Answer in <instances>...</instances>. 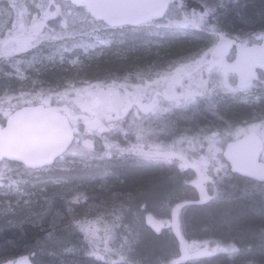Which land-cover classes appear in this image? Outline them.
Here are the masks:
<instances>
[{
    "label": "trees",
    "instance_id": "trees-1",
    "mask_svg": "<svg viewBox=\"0 0 264 264\" xmlns=\"http://www.w3.org/2000/svg\"><path fill=\"white\" fill-rule=\"evenodd\" d=\"M203 1L200 3L204 6ZM244 1V7L239 11H233L234 15L229 14L228 20L223 24L232 27L241 22L244 26L259 29H218L214 20L218 4L216 0H210L213 13L210 18H204L199 22L201 29H174L173 32L154 33L147 36L141 33H130L97 51L75 48L69 52H63L60 60L55 62L50 60L48 63L27 70V73L21 76L9 71L5 58L0 57V123H4L6 117L20 106L44 103L42 95L47 96L48 93L53 92L58 94L65 88L74 90L98 80H107L110 75H124L132 71L147 73L157 69L162 70L170 62L213 47L217 42L233 41L232 48L229 49V61L236 58V42L240 40L248 43L249 46L258 43L262 47L264 0ZM224 3L221 1L219 5ZM79 9H82L84 20L79 22L77 29H63L66 33L71 32L81 36L93 34L98 30L94 27L96 25L111 30L126 28L108 27L102 22L89 18L83 7ZM173 10L171 4L167 13ZM89 20L96 25L89 27L88 22L91 23ZM158 21L159 19L151 20L137 28L156 25ZM240 32L243 34L242 39L239 38ZM244 53L249 57L252 50H245ZM262 71L261 68L260 84L262 86H253L249 91L240 92L233 99L225 94L210 98L207 105L211 118L207 116L204 118V113L199 112L184 113L179 117L169 115L159 126L165 127L166 133L181 131L186 134L193 127L208 133L209 130L214 129V124L220 126L219 128L225 125L236 127L241 124H251L253 131H257L264 139V73ZM197 105L205 104L200 102ZM203 121L206 122L205 125ZM89 126L90 129H88ZM75 127L74 141L61 158L72 153L84 162L98 163V167L28 170L27 174L18 179L15 195L0 196V262L15 259L22 254L29 255L34 262L36 246L46 243L50 234L60 233L72 222L93 218L100 208L107 209L112 205L117 207L132 204L139 207L147 202L152 203L167 190L173 188L180 191L181 183L189 180L183 171L177 169L180 171L176 173L177 177L173 179L176 182L172 186L169 175L175 174L173 169H167L154 160L141 158L144 154L140 152L137 145L150 144L142 140L139 129H136L140 135L138 139L134 137V134L129 139L127 137L130 135H126L125 126L117 129L115 134H101L88 122H79ZM195 138L189 143L195 145L206 140L203 137ZM181 146H185V143ZM183 148L186 150V147ZM134 152L137 153L136 158L127 159ZM206 157V166L209 172L213 173V183L217 181L218 176L220 178L230 174L221 152L212 156L210 152H207ZM124 160L131 164L120 163ZM13 166L17 165L13 164ZM256 184L264 186V183ZM12 189L10 188V191ZM190 189L189 193H194V190ZM2 190L0 188V193ZM152 194L157 197L153 198ZM19 196L22 197L21 200ZM263 199L256 204L253 211L235 210L228 215L230 234L226 237L235 240L232 243L236 246L224 250L221 247L219 256L222 257L217 264H239L243 261L245 264H264ZM192 206L195 207L187 203L185 208ZM192 210L197 214V210L201 209ZM204 212L193 219L197 229L201 227V230L211 231L210 228L214 227L219 232L224 229L228 231L226 229L228 226L220 221V210L207 214ZM170 236L180 245V252L168 264L173 261V264H185L186 255L181 252V245L185 240L183 233L178 236L170 232ZM156 245L157 243L153 247ZM240 245L246 249L244 254H240V250L243 249ZM209 253L211 257L215 256L212 252ZM80 262L89 264L86 257L81 258Z\"/></svg>",
    "mask_w": 264,
    "mask_h": 264
},
{
    "label": "rangeland",
    "instance_id": "rangeland-1",
    "mask_svg": "<svg viewBox=\"0 0 264 264\" xmlns=\"http://www.w3.org/2000/svg\"><path fill=\"white\" fill-rule=\"evenodd\" d=\"M26 1L19 6L16 15H14L8 8L7 0H0V56L5 58L8 70L17 76L24 75L27 73V70L48 63L50 60L54 62L58 61L63 52H69L75 48L84 51H97L102 47L110 45L117 38L129 35L130 33H141L147 36L154 33L173 32L174 30L172 27L175 15L172 11L167 13L166 17L159 20L156 25L111 30L100 27V25H96L89 20L91 23L88 22V26L93 27L96 25L94 27L98 29L95 33L82 36L66 33L63 29H77L79 22L84 20V16L82 9H79V7L71 2H65L60 4L63 16L61 18L56 16L54 18L50 14L51 24L48 26L49 30L47 31V27L43 28L46 29L45 31L39 30V35L34 39H30L28 43H24L21 38L27 36V31L28 33L30 31L32 33L33 29H40L38 23L42 20V13L45 11L47 5V0ZM19 16L24 20L23 23L27 29H4L7 24L10 25L11 21L13 26L18 25ZM9 30H12V32H9ZM9 38L13 40L11 39L12 41H10ZM225 56L226 54L224 52L221 53L220 48L217 50L213 46L200 51L199 54L170 62L161 71L155 70L147 73L132 71L124 75H110L107 80H98L93 84L79 86L74 90L65 88L59 91L58 94L53 92L52 94L48 93L47 96L42 95V101L58 109H69L73 123L76 122L77 124L79 122H88L86 118L90 116L88 114L89 111L96 113L100 118L107 115L105 114L106 109L112 103L122 104L123 98L121 97L124 96L125 91L142 95L144 93L142 92L143 90H152V92L156 93L166 88L167 91H170V89L175 87L174 85L177 81H181L180 90L198 85L201 88L202 97L206 96L207 99H210L225 94L228 98L233 99L240 92L249 91L253 86H262L257 81L253 82V79L257 77L252 71L253 61L251 59L243 67L232 66L237 63L235 60L232 63H227L226 67V61L221 60ZM220 60L223 62H220ZM199 63L203 64L201 68L198 67ZM180 73H189L190 75L188 79H185ZM179 78L185 80H180ZM158 101L164 108L162 110L164 116L169 117L172 113L171 108L167 107L169 101L162 98H159ZM96 106H99L98 109H96ZM180 120L183 121L181 117ZM146 124L149 125L147 119L142 121L140 128H137L139 129V134L145 139L144 141L147 144L158 146L159 139L161 138L164 150L174 148L184 152L183 147H186V151L190 152L194 150L198 154L203 153L204 156L200 161H191H195L194 166L200 167L201 171L208 177H212V173L205 166L207 161L205 160V153L210 152L212 156V154L221 152L225 141L228 139H235L253 131L251 124H241L236 127L225 125L221 128L219 126L209 130L211 137L209 134L197 135L199 137L202 136L206 140L194 145L189 143L195 139L196 135L194 133L188 135L183 134L181 131L166 133L164 127L160 130L162 136L158 137ZM88 129H90V126ZM194 129L190 128L189 130L190 132L192 130L195 132ZM182 143H185V146H181ZM166 144L168 145L166 146ZM137 147L143 154H150L152 148L146 146L147 148L141 150L138 145ZM262 159L264 160V153ZM122 162L131 164L127 160L120 163ZM16 165L13 166V163L10 162L9 164H0V178L1 180L3 179L2 181L0 180V188L3 189L0 193L1 197L15 195V186L18 179L28 173V170H25L26 168L18 164ZM98 165V163H93L92 161L84 162L71 153L57 161L50 169L62 170L71 167L97 168ZM160 165H163L167 169H173L175 174L169 175V180L172 181L173 186L176 182L173 179H176V173L178 172L173 167L174 164H170V162L165 160L164 164ZM186 167L188 168L189 166ZM195 181L198 180L189 179L187 182L181 183L182 189L180 191L173 188L167 190L152 203L147 202L148 204L145 203L139 207H135L132 204L125 206L118 205L117 207L112 205L107 209L100 208L93 218L72 222L69 226L62 229L60 233L50 234V238L46 243L36 246V261L34 263L82 264L80 262L81 258L86 257V261L89 264H168L180 252V245L172 240V235L170 236V233L167 231L160 235H156L150 231L144 223L147 214H152L165 224L172 222L177 217L181 219V228L186 245L185 249L189 250V255L183 252L186 255L184 257V260H186L185 264L219 263L222 257L219 256L221 247L224 250L236 246V244H233L235 240L226 237L230 234L228 215L235 210L242 211L246 209L247 211H253L256 208V204L264 198V186L232 175L231 173L220 178L218 176L217 181L208 187L210 201L207 205L201 208L193 206L185 208L186 203L194 201L195 193H189V190L191 191L190 183ZM10 188H13L12 191H10ZM152 197L156 198L157 195L152 194ZM18 198L22 199L21 196ZM192 209L201 210H197V214H195ZM215 210H220V221H222V224L228 226L226 228L228 231L224 229L222 232H219L214 227L210 228L211 231L201 230V227L197 229L195 224H193L194 217L203 211L207 214ZM189 227L192 232L189 231ZM155 243L157 245L153 247ZM245 250L243 247L240 250V254H244ZM209 252H212L215 256L211 257ZM173 263L174 261L170 264ZM239 264H245V262L243 261Z\"/></svg>",
    "mask_w": 264,
    "mask_h": 264
},
{
    "label": "flooded vegetation",
    "instance_id": "flooded-vegetation-1",
    "mask_svg": "<svg viewBox=\"0 0 264 264\" xmlns=\"http://www.w3.org/2000/svg\"><path fill=\"white\" fill-rule=\"evenodd\" d=\"M168 1V9L170 5L172 4L173 6V11H174V19H173V27L172 29H201L199 26V22L202 21L204 18H210L213 13V9L211 6L210 0H204V6L200 3L202 0H167ZM221 1H224V5H219L221 4ZM23 2H27L26 0H7L8 8L10 11L16 15L19 6L22 5ZM65 2H71L75 4L77 7H83L84 6L80 3H78L76 0H47V5L45 8V11L42 13V20L38 23V27L40 29H33L32 33H28L27 31V36H23L21 40H23L24 43H28L30 39H34L37 35L40 34V31H45L46 29H43L47 27V31L49 30L48 26L51 24L50 21V14H52L51 17L56 18V16H59L61 18L63 16V13L60 8V4H63ZM218 9L216 11L215 15V23L216 27L218 29H259L255 27H247L244 26L243 23L239 22L236 25H232V27L228 25H224V21H227L229 18V14H232L233 11H239L242 7H244L245 1L244 0H216ZM239 7V8H238ZM168 11V10H167ZM234 15V13H233ZM160 19H163L160 18ZM186 21V22H183ZM24 20L21 19V16H19L18 19V25L13 26V23L11 21L10 25L7 24L4 29H27V27L24 25ZM182 23V24H181ZM223 24V25H222ZM31 29V28H30ZM214 29H216L214 27ZM70 30V29H68ZM9 32H12V30H9ZM71 33V32H70ZM26 34V33H25ZM24 34V35H25ZM30 34V35H29ZM241 36L239 38L242 39V32H240ZM15 38V37H14ZM10 39V38H9ZM12 39V38H11ZM10 39V41H12ZM20 39V38H19ZM233 41L227 43V42H217L213 46L215 48H220L221 53L224 52L226 54L224 59L225 60V66L227 67V63H232L233 60L237 61L232 66H238V67H243L244 64L249 63V59L253 61L252 63V71L254 75H256L257 78L253 79L254 81H257L260 83L261 81V76H260V70L262 68V72L264 73V46L260 47L258 43H253L252 46H249L248 43L243 42V40H240L236 42V58L231 59V62H228V55H229V49L232 48ZM208 49V48H206ZM205 49V50H206ZM245 50H252V54L248 57L244 51ZM217 52V51H216ZM200 52L194 53L193 55L199 54ZM216 54V53H215ZM1 57V56H0ZM185 58V57H184ZM246 58V60H244ZM178 60V59H176ZM220 62H223L221 61ZM203 64L199 63L198 67L201 68ZM232 69V68H230ZM155 71V70H154ZM156 71H161L160 69H157ZM233 74V72H232ZM185 79H188V76L190 75L189 73L187 74H182L180 73ZM186 75V77H185ZM180 79V78H179ZM185 79H180V80H185ZM263 79V78H262ZM182 82L177 81L175 83V87L170 89V91H167L166 88H163L161 91L154 93L152 90H146L142 91L144 92L143 95L139 93H128L125 91V94L123 97V102L121 103H112L107 109L106 113L107 115H104L103 117H98L96 113H93L92 111H89L88 114H90L89 117H87V121L91 123L94 128L98 130L99 133L101 134H115L117 133V129H120V127H124L126 130V135L128 134L127 138L131 139V135L134 134V137L138 139V131L136 132V129L140 128V124L142 123L143 120L147 119V122L149 121L148 125L152 131H154V134L156 136H162L160 133V130L162 129L159 124H162L164 122L165 116L163 114V106L160 105L158 99L162 98L167 101H169L167 104V107H170L172 110V113L170 114L172 117H177L181 113H191V112H199V113H204V118L206 116L208 118H211L210 116V111H209V106L207 103L209 102V99H207L206 96L201 95V88L200 86L196 85L195 87H188L187 89L180 90ZM141 92V93H142ZM231 92V91H230ZM187 98V99H186ZM186 99V100H185ZM182 101V103H181ZM204 103L205 105H197L198 103ZM181 103V105H180ZM51 108H55L54 106H50ZM99 106H96V109H98ZM55 110L62 112L63 114L67 115L69 118V121L71 122L74 130H76V122L73 123L72 121V116L70 114L69 109L63 108V109H58L55 108ZM204 125L206 124L205 121L202 122ZM208 124V123H207ZM200 125V124H199ZM138 127V128H137ZM202 127V126H201ZM216 124H214V129ZM129 128V130H128ZM195 128V132L192 130L189 133H186V135L194 133L196 136L197 135H208L209 132L207 133L206 131H200L199 128ZM134 131V132H133ZM211 137V134H209ZM194 137V136H193ZM194 137V138H195ZM202 137V136H200ZM141 138V137H140ZM196 139V138H195ZM142 140H145L142 138ZM232 139H228L225 141L222 151L225 147V144L229 142ZM161 143V144H160ZM168 144H166L167 146ZM141 150H144V148H147L144 143H140L138 145ZM151 148L150 154H144L143 159H149V160H154L158 162L159 164H164V161H168L173 163V167L177 170L180 169L183 171L185 176H188L187 178L189 179H197L198 181L191 182L190 183V188L194 190L195 193V198L194 201H189L188 205H194L195 207H203L208 204L210 201V195L208 192V187L212 185V177H208L204 172L201 171L200 167H195L194 162L191 160H196L200 161V159L204 156L203 153L198 154L193 150V151H180L177 149H168L164 150V145L162 142V139H159V144L158 146H152L148 145ZM221 151V154H222ZM189 152V153H188ZM187 153V154H185ZM207 153V152H206ZM205 153V157H206ZM191 154V155H188ZM133 155V156H132ZM130 154L127 159L129 160H134L137 155L136 152ZM194 156V157H193ZM223 157V156H222ZM207 158V157H206ZM205 158V160H206ZM207 165V164H206ZM205 165V166H206ZM186 166H189L188 168ZM178 170V171H180ZM220 174V173H219ZM232 174V173H231ZM213 175V173H212ZM235 175V174H232ZM208 177V178H207ZM187 204V203H186ZM185 204V205H186ZM164 224V229L161 233L163 232H171L172 234H177L178 236L180 233H183V230L181 228L182 223L181 219L179 217L174 218L172 222L168 223H163ZM182 230V231H181ZM150 231H152L150 229ZM153 232V231H152ZM154 233V232H153ZM156 234V235H160ZM184 236V235H183ZM182 247L184 249L181 250L182 252H185L187 255H189V250L185 249L186 245L185 243L182 244ZM225 252V251H224Z\"/></svg>",
    "mask_w": 264,
    "mask_h": 264
},
{
    "label": "water",
    "instance_id": "water-1",
    "mask_svg": "<svg viewBox=\"0 0 264 264\" xmlns=\"http://www.w3.org/2000/svg\"><path fill=\"white\" fill-rule=\"evenodd\" d=\"M89 16L108 27H137L164 16L167 0H77ZM74 130L67 115L43 104L24 105L8 115L0 124V162L5 160L29 170L51 167L68 150ZM264 141L257 132L226 143L222 156L230 172L257 183H264ZM145 224L161 233L164 224L148 214ZM0 264H34L22 254Z\"/></svg>",
    "mask_w": 264,
    "mask_h": 264
}]
</instances>
